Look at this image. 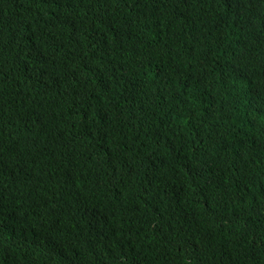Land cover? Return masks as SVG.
I'll return each mask as SVG.
<instances>
[{
  "label": "trees",
  "instance_id": "trees-1",
  "mask_svg": "<svg viewBox=\"0 0 264 264\" xmlns=\"http://www.w3.org/2000/svg\"><path fill=\"white\" fill-rule=\"evenodd\" d=\"M0 264H264V0H0Z\"/></svg>",
  "mask_w": 264,
  "mask_h": 264
}]
</instances>
